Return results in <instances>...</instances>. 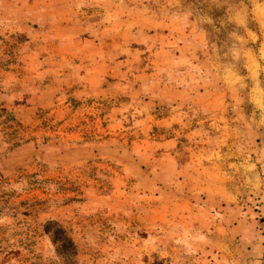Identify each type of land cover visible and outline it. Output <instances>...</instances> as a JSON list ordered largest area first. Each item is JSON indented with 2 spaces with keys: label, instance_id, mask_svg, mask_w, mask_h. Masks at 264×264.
Segmentation results:
<instances>
[{
  "label": "rangeland",
  "instance_id": "1",
  "mask_svg": "<svg viewBox=\"0 0 264 264\" xmlns=\"http://www.w3.org/2000/svg\"><path fill=\"white\" fill-rule=\"evenodd\" d=\"M0 264H264V0H0Z\"/></svg>",
  "mask_w": 264,
  "mask_h": 264
},
{
  "label": "trees",
  "instance_id": "2",
  "mask_svg": "<svg viewBox=\"0 0 264 264\" xmlns=\"http://www.w3.org/2000/svg\"><path fill=\"white\" fill-rule=\"evenodd\" d=\"M57 240L62 242L61 244L63 247L66 248V250H68L67 247L74 246L73 241L65 235H63V237L61 239H57Z\"/></svg>",
  "mask_w": 264,
  "mask_h": 264
}]
</instances>
